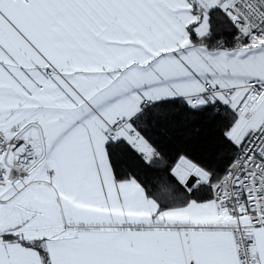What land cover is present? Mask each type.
<instances>
[{"label":"snow or ice","instance_id":"obj_1","mask_svg":"<svg viewBox=\"0 0 264 264\" xmlns=\"http://www.w3.org/2000/svg\"><path fill=\"white\" fill-rule=\"evenodd\" d=\"M0 264H264V0H0Z\"/></svg>","mask_w":264,"mask_h":264}]
</instances>
